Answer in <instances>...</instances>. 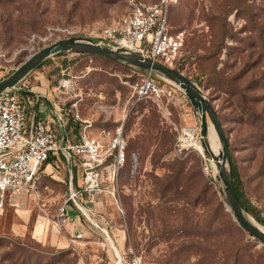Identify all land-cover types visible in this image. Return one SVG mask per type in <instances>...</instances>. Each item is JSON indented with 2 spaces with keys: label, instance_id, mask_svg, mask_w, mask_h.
I'll return each instance as SVG.
<instances>
[{
  "label": "rangeland",
  "instance_id": "rangeland-1",
  "mask_svg": "<svg viewBox=\"0 0 264 264\" xmlns=\"http://www.w3.org/2000/svg\"><path fill=\"white\" fill-rule=\"evenodd\" d=\"M130 2L0 0V79L55 40L93 38L127 15ZM169 24L186 34L177 69L214 105L245 195L264 218V0H177ZM144 72L64 52L27 75L26 83L53 101L76 103L73 114L90 122L92 133L105 136L122 125L126 163L116 199L97 202L110 221L112 242L82 216L78 226L84 237L75 242L51 226L68 196L67 165L60 159L51 173H40L39 196L14 200L18 205L6 199L0 264H264V244L234 219L199 140L183 151L177 147L182 128L191 127L200 137L199 118L187 97L177 90L159 106L136 102L134 85ZM61 80L69 82L68 94ZM68 205L71 215L79 214Z\"/></svg>",
  "mask_w": 264,
  "mask_h": 264
},
{
  "label": "built area",
  "instance_id": "built-area-1",
  "mask_svg": "<svg viewBox=\"0 0 264 264\" xmlns=\"http://www.w3.org/2000/svg\"><path fill=\"white\" fill-rule=\"evenodd\" d=\"M177 0H131L129 13L111 25L100 28L92 39L111 47L124 48L175 68L182 57L186 40L183 29L173 30L169 24L170 5ZM63 81L64 83H62ZM65 94L70 84L61 80ZM144 72L134 85L135 101L151 100L158 106L162 98L173 99L181 91L175 84ZM57 88L53 89V92ZM76 103H59L45 93L34 90L26 78L14 88L0 94V215L6 199L39 196L38 179L49 157H61L67 165V198L59 205L51 226L57 232L69 233V241L84 237L78 226L80 216L112 242L105 212L97 207L99 198L116 199L118 177L126 163L127 139L123 126L99 134H91L92 124L74 115ZM66 117L72 114L79 132L67 129ZM71 113V114H70ZM192 129V131H191ZM190 130V131H189ZM191 132V134H190ZM199 140L191 127L181 129L177 139L180 151ZM77 169L78 188L73 184V168ZM79 214H70L68 204ZM98 208V209H97ZM75 218L77 220L75 221ZM105 245V244H103ZM133 263H137L135 259Z\"/></svg>",
  "mask_w": 264,
  "mask_h": 264
},
{
  "label": "water",
  "instance_id": "water-1",
  "mask_svg": "<svg viewBox=\"0 0 264 264\" xmlns=\"http://www.w3.org/2000/svg\"><path fill=\"white\" fill-rule=\"evenodd\" d=\"M61 52L83 53L104 58L135 70L150 72L175 84L187 97L194 112L198 115L203 152L216 168L215 180L228 209L243 230L264 244V229H261L248 218L249 214L243 208L234 190L228 139L215 107L198 84L176 68L168 67L159 61L131 50L105 46L87 36H70L55 40L29 54L11 73L0 79V94L14 88L45 59ZM208 120L217 136L218 155L214 154L209 146Z\"/></svg>",
  "mask_w": 264,
  "mask_h": 264
},
{
  "label": "trees",
  "instance_id": "trees-1",
  "mask_svg": "<svg viewBox=\"0 0 264 264\" xmlns=\"http://www.w3.org/2000/svg\"><path fill=\"white\" fill-rule=\"evenodd\" d=\"M171 5H170V8H171ZM173 30H175V29H173ZM62 53H64V52L57 53L55 55L62 54ZM102 59H104V58H102ZM104 60H107V59H104ZM45 61H46V59L41 64H43ZM107 61H110V60H107ZM110 62H113V61H110ZM113 63H115V62H113ZM175 68L177 69V66ZM154 77H155V75H154ZM67 129H72L76 134H78V132H79V123L76 122V121H73V118L72 117H69L68 118V121H67ZM61 159L64 161V159L62 157H61ZM230 159H231V164H232V180H233V186H234V190L236 192V195L239 198V200H240L243 208L245 209V211L248 214H250L252 216V218L257 223H259L260 225H262L264 227V218L261 216L259 210L249 201V199L245 195V192H244V190L242 188V181L239 178V173H238L237 168H236V166H235V164L233 162V157H232V154L231 153H230ZM55 160H56V157H54V156L53 157L52 156L49 157L46 160V162L44 163V167L47 164H49V163L50 164L54 163ZM73 175H74L73 176V184H74V187L75 188H78L79 181H78L77 169L75 167L73 168ZM67 176H68V174H67V170H66V181L68 180V177ZM236 263H237L236 260H234V264H236Z\"/></svg>",
  "mask_w": 264,
  "mask_h": 264
},
{
  "label": "bare ground",
  "instance_id": "bare-ground-1",
  "mask_svg": "<svg viewBox=\"0 0 264 264\" xmlns=\"http://www.w3.org/2000/svg\"><path fill=\"white\" fill-rule=\"evenodd\" d=\"M208 141H209V146H210V149L212 150V152L214 154L218 155L219 154V145H218L217 136L215 134V131H214L213 127H211L210 125H209V130H208ZM198 142L201 144L200 141H198ZM202 149H203V147H202ZM248 218L253 223L258 225L261 229H264V227L262 225H260L259 223H257L250 215L248 216Z\"/></svg>",
  "mask_w": 264,
  "mask_h": 264
},
{
  "label": "crops",
  "instance_id": "crops-1",
  "mask_svg": "<svg viewBox=\"0 0 264 264\" xmlns=\"http://www.w3.org/2000/svg\"><path fill=\"white\" fill-rule=\"evenodd\" d=\"M39 91V90H38ZM42 92V91H41ZM43 93H45V92H43ZM90 133L91 134H93V135H95L96 133H92V131H90ZM52 167V164H47L46 166H45V168H44V172H46V173H51V170H50V168ZM38 222V221H37ZM36 222V223H37ZM41 224V223H40ZM35 227H36V225H35ZM34 232H35V228H34ZM57 232V231H56ZM57 234H58V232H57ZM38 235H42V224H41V230H40V232H39V234Z\"/></svg>",
  "mask_w": 264,
  "mask_h": 264
}]
</instances>
